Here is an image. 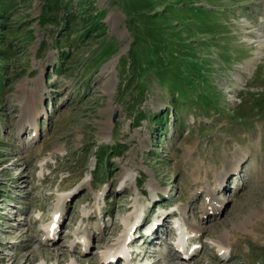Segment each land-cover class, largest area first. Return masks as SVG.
Wrapping results in <instances>:
<instances>
[{
	"label": "rangeland",
	"instance_id": "rangeland-1",
	"mask_svg": "<svg viewBox=\"0 0 264 264\" xmlns=\"http://www.w3.org/2000/svg\"><path fill=\"white\" fill-rule=\"evenodd\" d=\"M6 2L0 264H264V0Z\"/></svg>",
	"mask_w": 264,
	"mask_h": 264
},
{
	"label": "trees",
	"instance_id": "trees-1",
	"mask_svg": "<svg viewBox=\"0 0 264 264\" xmlns=\"http://www.w3.org/2000/svg\"><path fill=\"white\" fill-rule=\"evenodd\" d=\"M9 2H13V1H9ZM10 7H11V5L8 4V2H6V0H0V94L3 92V87H5V85L7 84L6 81L9 79L8 76L10 74L11 67L15 64V60L18 57H20L18 53L20 52V48L21 47H15L14 42L9 40L7 35H10L11 33H18V32H20V31H22L24 29V28H21V27L17 28L15 26H13L12 24H10V22H9L10 21L9 17H10V13H11ZM214 14H215V11L209 12L208 9L202 8L199 11V13L197 14L198 19L194 20V21L195 22L199 21V22H197L198 25H201L200 24L201 22H204L206 24V22H207L206 21V17H213ZM150 29H152V27H150ZM153 29L156 30L157 33H159L157 28H153ZM206 31L208 32L207 29H204V31H202V33H203L202 35L203 36L207 35ZM209 31L211 32V30H209ZM170 37H173V36H170ZM26 39H27V37L24 36L22 41H25ZM161 39L170 40L169 38H165L162 35H160L159 36V40H161ZM227 42H229V41L225 40V43H227ZM158 46H161V45H158ZM173 46H177V42H174ZM10 47H14V50H8V48H10ZM193 49L194 48L191 45H190V47L186 46V50H184V51H188V52H185L184 54L190 53V51L193 50ZM158 52H159V50H158ZM168 55L171 56V52H164V47H162V51L160 53V56L163 57V58H161L163 60L158 62V64H155V67H154V70H155L157 76L160 77V78L162 77V79H165L167 77H173V76H174L175 79L179 78L181 75L177 74L176 70L177 69L182 70L183 67H181V65L182 66H186V68L192 66L194 71L199 69L198 61H196V62L193 61L192 62V59H191V61L188 60V62L186 64H184V63L183 64H179V59L180 58L178 57V55H180V54H177V53L175 55L171 56V58L175 57V60L173 61L172 66H171L168 63V61L165 62V59H167ZM222 55L225 58L232 57L231 56L232 53L229 52V51H226V52L222 53ZM196 57H198L197 59L202 57L201 53H199ZM136 58H138V57H136ZM204 60L206 61V59H204ZM149 62L153 63L154 61L150 60ZM175 79H172V80L176 81ZM189 79H192V78H189ZM173 84L174 83H171V85H173ZM193 87H195V86H193ZM103 152H104V150H103ZM102 161H103V158H100L98 160V162H102ZM96 176L99 179H101L100 172H96Z\"/></svg>",
	"mask_w": 264,
	"mask_h": 264
},
{
	"label": "bare ground",
	"instance_id": "bare-ground-1",
	"mask_svg": "<svg viewBox=\"0 0 264 264\" xmlns=\"http://www.w3.org/2000/svg\"><path fill=\"white\" fill-rule=\"evenodd\" d=\"M261 43L260 44H262V46H263V48H264V40H263V42L262 41H260ZM262 51V50H261ZM261 51L260 52H258V53H261ZM243 158V154L242 153H239L238 154V156H237V161L235 162V164L233 163V162H231L230 163V165L231 166H233L235 169H237L238 167H239V161L241 160ZM230 165H228L229 167H231ZM228 168V167H227ZM209 194H210V201H211V199H212V197H214V191L212 192V190L210 189L209 190ZM215 198V197H214ZM219 199V198H218ZM210 201H209V204H210ZM212 205H214V206H218L217 208H208V211L209 212H211V213H217L219 210H220V207H221V202H220V199H219V203H216V202H213L212 201ZM59 222V221H58ZM191 230L192 231H195L196 233L197 232H199L200 230H199V228H191ZM156 231V228H154L153 230H150V231H147V232H149L148 234H147V238L148 239H152V240H154L155 239V233H157V232H155ZM155 232V233H154ZM147 238H146V240H147ZM184 243H186L184 240H183V242L182 243H180V244H178V246H181L182 247V249H185L186 248V244H184ZM220 243H222L223 245H225L226 243H227V239L225 238V237H221L220 238ZM230 244V243H229ZM231 250V249H230ZM114 250H111V252H113ZM110 253H109V251L107 250V255H109ZM124 254H126V256H127V253H123V255ZM120 255H118V257H119ZM125 256V255H124ZM186 256H187V254H185V255H183V258H186ZM192 256V255H191ZM80 262H82L81 260H79ZM119 261V259L118 258H116V260L114 261V262H112L113 264L116 262H118ZM50 263V264H61V263H63L64 262V257L62 256V258H60V259H58V260H56V261H53L52 259H50V258H45L44 259V264H47V263ZM179 264H180V262H179Z\"/></svg>",
	"mask_w": 264,
	"mask_h": 264
}]
</instances>
